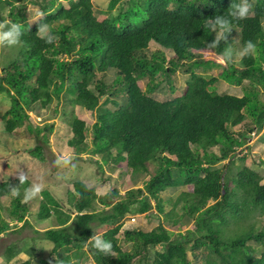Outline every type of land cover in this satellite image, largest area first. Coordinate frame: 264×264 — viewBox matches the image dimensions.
<instances>
[{
  "label": "trees",
  "instance_id": "obj_1",
  "mask_svg": "<svg viewBox=\"0 0 264 264\" xmlns=\"http://www.w3.org/2000/svg\"><path fill=\"white\" fill-rule=\"evenodd\" d=\"M30 1L43 15L33 25L20 0H0V16L7 9V21L24 25L22 45L12 49L0 68V93L11 98L9 108L0 114L5 129L13 132L27 126L31 133H49L54 124L40 128L28 108L36 104L47 107L56 100L55 111L68 118L72 133L68 145L76 153L100 154L101 168L119 164L132 175L146 173L150 162L157 163L142 187L135 184L124 193L115 187L98 196L95 188L77 180L67 191L65 204L44 190L38 215L48 219L54 212L59 227L45 231L58 259L42 263L83 264L91 256L95 264H194L193 253L194 259L202 254L206 264H264V252L257 256L248 243L254 240L264 245V227L253 221L254 213L264 214V170L236 163L239 152L252 147L253 138L264 129V0H249L253 14L233 20L227 42L214 49L207 44L214 38L206 27L208 18L226 15L241 0H127L117 9L119 0H111L112 13L100 15L92 0H63L68 7L60 0ZM43 23L56 34L53 43L39 38ZM235 34L240 50L249 40L255 50L240 62L233 57L222 63L226 48L237 52ZM151 41L173 54L168 57L158 50L149 57L146 49ZM213 66L219 68L218 75L201 72ZM183 70L189 76L181 94L157 99L162 83L159 76L170 82ZM109 71L113 79L106 82L99 74ZM143 78L147 79L145 86L140 83ZM220 80L232 85L248 82L250 87L242 96L221 93L217 90ZM93 82L98 93L91 88ZM66 104L72 108L66 109ZM78 106L85 113L77 114ZM86 114L96 118L91 149ZM241 127L242 132H237ZM43 135L39 140L46 144L49 137ZM31 154L44 159V146L37 145ZM18 183V177L0 181V199L10 198L13 225L22 222L27 227L31 225V200L23 203L9 191L10 185ZM29 183L18 185L21 193ZM184 186L186 190L170 199L175 203L182 200L183 214L194 223L173 238L171 232L182 229L181 220L165 224L174 211H166L162 196ZM95 202L105 209L97 211ZM65 205L72 211L64 210ZM152 210L162 221L150 231L124 230L132 247L123 248L118 234L126 215ZM3 212L0 205V234L11 229ZM231 223L234 227L230 228ZM101 233L113 243L111 254L99 253L89 241L93 234ZM198 247H202L200 252ZM18 252L15 243L7 246L6 261ZM74 257L80 260L73 263Z\"/></svg>",
  "mask_w": 264,
  "mask_h": 264
},
{
  "label": "rangeland",
  "instance_id": "obj_2",
  "mask_svg": "<svg viewBox=\"0 0 264 264\" xmlns=\"http://www.w3.org/2000/svg\"><path fill=\"white\" fill-rule=\"evenodd\" d=\"M63 1V0H60ZM93 7L96 14L100 15L103 12H107L108 14L112 13L110 11V2L111 0H92ZM127 0H119L116 9ZM249 1V0H248ZM17 2V1H15ZM23 6H25V16L28 20V23L33 25L37 20L43 17L39 6L31 3L30 0H20ZM67 7V1H63ZM5 8V6H4ZM3 8V9H4ZM7 8V7H6ZM115 11V10H114ZM250 14H253V11L250 10ZM8 14L7 9L1 13L0 22L3 20L7 21ZM238 37L236 42L237 52L240 50V42L239 35L235 34ZM15 47H7L4 45H0V68L5 63L6 59L12 54V49ZM158 50H163L166 52L167 56H171L173 51L168 49L166 50L164 47L156 43L155 41H151L146 49L149 57L152 56V53H155ZM207 52H205V55ZM236 61L241 60L240 57L234 56ZM240 65V64H239ZM184 71V70H183ZM178 71L174 76V80H167L166 76L160 75L159 79L162 78L161 87L156 92V98L159 100H165L172 96L180 95L183 88L187 83L188 74L185 71ZM202 73L218 75L219 68L213 66L209 69H201ZM99 76L105 78L106 82H110L112 77V71H109L107 74H99ZM140 83L142 86H145L147 83V79H141ZM250 83L245 82L243 85H232L227 83L224 80H220L217 84L218 92H226L233 93L237 95H243L246 91V87H250ZM172 86L175 87L174 91L172 90ZM91 88L95 89V82L91 84ZM264 98V94L261 95ZM64 98V97H63ZM106 98V95L103 96L102 101ZM11 105L10 96L3 92L0 93V114L4 113L6 109ZM66 109H71V104L65 105ZM56 100H54L47 107H41L40 104H36L33 108H28V112L32 116V120L34 124L40 126V128H44L49 124H54V130L48 132H36L31 133L27 126L18 127L13 132H8L5 129V123L0 119V181L4 179H14L19 176L21 172H24L28 176L29 184L33 182H39L44 185L43 191L48 190L50 193L57 198L60 202H64L66 204L68 200L67 191L73 189V182L80 180L86 183L89 187H93L96 189L97 195L101 196L107 194L112 188H118L121 193H124L125 190L129 187H134L135 184L137 186H143V180H146L150 177V173L154 172L157 168L156 162L149 163V171L140 175L130 174L126 168L119 164H104L102 168L99 166L98 162H101V155L91 152H82L80 154L76 153L72 147L68 145V141L71 138V126H69L68 118L62 114L61 111L56 112ZM77 114L85 113L80 106L75 109ZM86 118L88 120V137L87 143L89 144V148H93V124L96 118L94 116L86 114ZM241 128H236L237 132H242ZM258 134L253 138V146L243 148L242 151L239 152L238 156H236L237 165H242L243 163L251 164L256 169L264 170V129L259 130ZM43 134H48L49 137L48 143H44L40 141L39 138L43 137ZM38 135V137H37ZM253 137V135L251 134ZM44 146L45 158L40 159L39 157L31 154V151L37 145ZM69 157V164L67 166H60L56 163L58 159L63 157ZM242 158H245L242 159ZM245 161V162H244ZM263 174V173H262ZM232 185V184H231ZM183 190H186V187H181L177 192H165L163 194V199L165 200L166 211L173 210V215L170 220H166L165 224L167 226H171L174 221L180 218L181 222H179V226L182 228L181 231L171 232L172 237L175 238L180 232L182 234L186 233L187 228H190L194 223L193 220L189 216H185L182 210V200L179 202L172 201L171 197L176 198ZM42 193L33 198L29 204V213L28 219L30 220L31 225L27 227H22L23 223L20 222L18 225H13L15 222L10 220V212H9V200L10 198H2L0 199V205L3 207V216L5 219L9 220L11 223V229L8 233L0 234V264H20L23 261L31 260L32 264H43L42 260L51 259L53 262H56L58 259V255L52 253L51 250L53 248V243L47 239H45V231L50 228L59 227V223L57 218L52 212V216L48 219H41L38 215V210L40 208V202L43 199L44 195ZM155 201L153 200V204ZM96 210L102 212L105 209V206L95 202ZM64 210L71 212L72 208L69 205H65ZM74 215V214H73ZM184 215V216H182ZM182 216V217H181ZM161 217L157 214L156 210L150 211V213H134L127 214L124 219V225L121 229V232L118 234L120 239V244L126 250H130L132 247V242L127 241L124 238V230L126 229H141L145 231H150L158 226L160 223ZM256 221L257 226L264 227V214L254 213V219ZM72 221H70V224ZM234 227L231 223L230 228ZM230 234L232 232L230 231ZM102 236V233H101ZM15 243L18 248H20V252L12 258L10 261H6L8 259L4 256V252L6 247L10 244ZM252 246L255 247L256 255L260 256L262 251L264 252V245L251 240L248 242ZM191 244L188 246L190 247ZM159 249L162 248V245H159ZM202 247H198L197 251L200 252ZM62 253H65L62 251ZM191 253V252H190ZM154 255V252L151 253ZM194 254H190V259L194 264H206L205 258L202 254L197 256V259H194ZM80 258L74 257L72 262H78ZM72 264V263H71ZM83 264H95L94 260L91 256L86 257V260Z\"/></svg>",
  "mask_w": 264,
  "mask_h": 264
},
{
  "label": "clouds",
  "instance_id": "obj_3",
  "mask_svg": "<svg viewBox=\"0 0 264 264\" xmlns=\"http://www.w3.org/2000/svg\"><path fill=\"white\" fill-rule=\"evenodd\" d=\"M250 13V5L248 0H241V2L230 9L225 15H217L215 19L208 18L206 27L214 33V38L208 41L207 44L211 48H216L222 41L227 42V34L233 29L231 27L232 21H240L247 19ZM38 35L40 39L45 40L46 43H53L57 37L53 32L50 25L43 23L40 24ZM24 25L13 21L0 22V45L7 47H19L23 43ZM255 50V44L249 40L245 43L244 47L238 52H234L232 48H226L223 53L221 62L232 61L234 55L240 58L251 55ZM70 158L65 156L58 159L56 163L60 166H67ZM19 183L17 185H10L9 191L12 198H20L23 203H27L33 198L38 197L42 191L44 185L39 182H33L23 189L21 193L18 185H23L28 181V176L24 172H21L18 176ZM89 241L92 247L99 253L108 255L112 253L113 243L110 239H105L103 236L93 234Z\"/></svg>",
  "mask_w": 264,
  "mask_h": 264
},
{
  "label": "bare ground",
  "instance_id": "obj_4",
  "mask_svg": "<svg viewBox=\"0 0 264 264\" xmlns=\"http://www.w3.org/2000/svg\"><path fill=\"white\" fill-rule=\"evenodd\" d=\"M237 140V139H236ZM241 140V139H240ZM82 151V150H81ZM124 152V151H123ZM127 153V152H126ZM219 157V156H218ZM120 159V158H119Z\"/></svg>",
  "mask_w": 264,
  "mask_h": 264
}]
</instances>
